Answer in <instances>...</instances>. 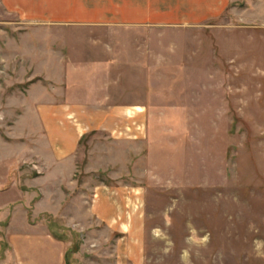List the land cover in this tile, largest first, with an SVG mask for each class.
<instances>
[{"label": "rangeland", "instance_id": "obj_1", "mask_svg": "<svg viewBox=\"0 0 264 264\" xmlns=\"http://www.w3.org/2000/svg\"><path fill=\"white\" fill-rule=\"evenodd\" d=\"M108 95L130 113L88 115ZM53 96L77 108L37 112ZM48 122L51 138L75 129L73 144L84 131L71 184L49 177ZM98 187L124 202L121 228L93 219ZM68 253V264H264V0L170 29L30 24L0 3V264Z\"/></svg>", "mask_w": 264, "mask_h": 264}, {"label": "crops", "instance_id": "obj_2", "mask_svg": "<svg viewBox=\"0 0 264 264\" xmlns=\"http://www.w3.org/2000/svg\"><path fill=\"white\" fill-rule=\"evenodd\" d=\"M239 1L240 0H0V3L7 13L15 15L21 21L30 24L61 26L141 25L154 29H170L204 25L211 20L224 16L226 12L232 9L233 5ZM97 67L98 65L94 66L95 69ZM105 80L106 79L96 81L99 84H105ZM36 86L37 85H33L30 90L34 91ZM33 93L34 92H32V94ZM46 93L48 98H50L49 91ZM32 94H29L27 97L28 101L32 99ZM121 98L122 97H118V101L115 104L113 103V97L109 95L103 97L100 101H95L97 105L91 108L94 113H90V111L88 115L92 114L110 117L113 115L129 114L130 112L126 113V111H128L126 109H129L126 108L129 102H125L121 100ZM53 99V102L50 100L47 102H43L42 100L37 101L35 103L37 112L39 111L41 115H66L65 113L68 109L77 108L78 105L76 104V106L73 107L65 100L57 99L54 96ZM130 109L138 110L131 112V114L138 115L143 114L144 110H147L146 106L137 104L133 105ZM45 126H47L45 129L48 136L50 134L53 135L51 122H48ZM67 128L72 130L67 131L69 135H65L66 131H64V136L62 138L66 136L74 138L75 129L71 126ZM83 132V130H80L79 137L76 139L75 144L70 140L71 138L63 141V139L59 140L55 137H48L52 143V153H54L53 158H51L50 163H48V167L52 173H50V179L56 177L61 185L63 182L69 181V184H71V182L73 183V181H75L73 176L77 164L76 150ZM98 189H101V192L99 191L96 195L97 198L90 209L93 219L100 221L108 228H121L123 226L122 221L125 212L123 209L125 205L124 202L122 200L118 202V199L114 200L112 189L105 187H98ZM60 194L61 193H59V195ZM47 195L50 196V192L41 193L43 200ZM59 205H62L61 201ZM48 214L52 215L54 213L48 212Z\"/></svg>", "mask_w": 264, "mask_h": 264}, {"label": "trees", "instance_id": "obj_3", "mask_svg": "<svg viewBox=\"0 0 264 264\" xmlns=\"http://www.w3.org/2000/svg\"><path fill=\"white\" fill-rule=\"evenodd\" d=\"M52 235H53V237H56L58 239V237L56 236V234L52 233ZM68 259H69V253L66 254V256H65V262H66V264H68Z\"/></svg>", "mask_w": 264, "mask_h": 264}]
</instances>
